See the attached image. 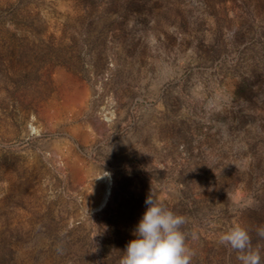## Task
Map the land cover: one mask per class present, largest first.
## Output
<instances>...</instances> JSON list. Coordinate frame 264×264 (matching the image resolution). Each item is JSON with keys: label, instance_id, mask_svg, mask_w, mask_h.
Returning a JSON list of instances; mask_svg holds the SVG:
<instances>
[{"label": "rangeland", "instance_id": "rangeland-1", "mask_svg": "<svg viewBox=\"0 0 264 264\" xmlns=\"http://www.w3.org/2000/svg\"><path fill=\"white\" fill-rule=\"evenodd\" d=\"M148 196L264 264V0H0V264H120Z\"/></svg>", "mask_w": 264, "mask_h": 264}, {"label": "clouds", "instance_id": "clouds-1", "mask_svg": "<svg viewBox=\"0 0 264 264\" xmlns=\"http://www.w3.org/2000/svg\"><path fill=\"white\" fill-rule=\"evenodd\" d=\"M145 204L143 215L133 230L134 238L123 249L120 264H190L192 252L181 230L185 218L150 196ZM258 235L264 237V230ZM219 243L236 251L241 264H261L260 250L252 246L245 228L230 226L220 236Z\"/></svg>", "mask_w": 264, "mask_h": 264}, {"label": "bare ground", "instance_id": "bare-ground-1", "mask_svg": "<svg viewBox=\"0 0 264 264\" xmlns=\"http://www.w3.org/2000/svg\"><path fill=\"white\" fill-rule=\"evenodd\" d=\"M106 193H104L105 194V196H104V199H103V201L102 202H104L107 198H108V194L110 193V182L108 181L107 182V184H106ZM109 192V193H108ZM111 198L109 197L108 198V200H110Z\"/></svg>", "mask_w": 264, "mask_h": 264}]
</instances>
